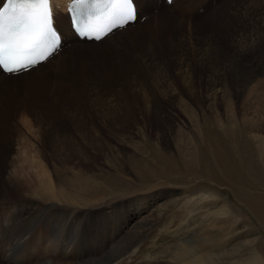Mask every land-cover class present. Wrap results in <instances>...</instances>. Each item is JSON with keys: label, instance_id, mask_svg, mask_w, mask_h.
<instances>
[{"label": "rangeland", "instance_id": "374dc122", "mask_svg": "<svg viewBox=\"0 0 264 264\" xmlns=\"http://www.w3.org/2000/svg\"><path fill=\"white\" fill-rule=\"evenodd\" d=\"M206 3L211 4L208 10L214 7L217 10L202 21L199 11ZM184 5H189L190 10L182 14ZM55 8L61 10L58 5ZM175 10L188 23L185 27L188 33L190 29L191 33L198 29L206 33L205 38L211 36L220 52V57L218 54L211 61L217 59L227 66L229 85H236L229 88V91L233 89L230 97L220 96L222 99L209 103L205 92L212 70L201 65L196 69L191 92L185 80L166 84L168 79L161 89L146 94V103L144 98H139L142 96L127 93L124 99L127 109L125 106L122 109L124 115L127 112L125 118L113 124L107 123L98 109L84 108L81 126L84 137L64 122L51 127V138L62 134L67 137V147L62 148V153L58 150L60 146L50 148L39 137L24 143L23 152L28 158L37 157V168L43 165L57 194L56 198L47 199L44 194L32 191L40 178L34 170L30 177L24 175L23 179L30 182L18 187L17 192L5 195L0 190V202L5 206L0 208L3 226L17 211H23L17 225L23 227L20 245L30 230L29 226L24 227L27 219L34 217L33 222L44 219L35 232L36 240L22 248L28 245L36 253L22 257L21 264H46V260H51L49 264H115L120 260L122 264H179L180 261V264H198L203 260L207 263L202 264H213L216 255L230 247L242 250V241L255 232L264 239V227L256 219L260 218L256 203L264 195L258 176L259 169L264 172L259 156V146L264 147V0H190L189 4L188 0H178ZM195 10L198 15L193 17ZM145 20L141 16L139 25ZM143 28L149 37V26ZM164 55L170 57L167 49ZM70 57L66 54L65 60ZM36 77L37 81L19 80L21 91L28 87L27 83L35 84L42 78L40 74ZM240 79L245 81L244 89ZM218 90L225 92L223 88ZM44 102L59 118L57 104L46 99ZM156 112L160 119L152 114ZM9 174L5 171L1 180L9 179ZM15 202L26 205L19 207L12 204ZM7 204L12 207H6ZM29 206L39 210L28 214L24 210ZM63 216L67 222L61 219ZM44 226L48 228L43 229ZM54 232L58 236L63 233L60 247L50 238ZM234 241L236 245L240 242L237 247ZM6 245L2 249H7ZM63 247L68 254L65 261L58 259ZM197 252L204 256L196 257ZM37 257L43 259L35 262ZM209 257L210 260L213 257L212 262H208Z\"/></svg>", "mask_w": 264, "mask_h": 264}, {"label": "bare ground", "instance_id": "6f19581e", "mask_svg": "<svg viewBox=\"0 0 264 264\" xmlns=\"http://www.w3.org/2000/svg\"><path fill=\"white\" fill-rule=\"evenodd\" d=\"M67 1L68 0H51L55 27L61 34L63 43V48L60 50V52H58L54 58L52 57L51 60H45L44 63H40L35 68H32L25 73L17 74L15 76H6L0 74V183H2L3 185V188L0 190H4L3 192H5V195H11L17 192L16 189L18 187L27 186L26 184L29 183L30 180L23 179L24 175H26L28 178L32 175L31 172L34 170L40 178L37 185H35L36 188H32V191L44 194L47 199L56 198L57 190L49 179V176L45 171L43 165H41V168H37V163L35 161L37 157L33 155L28 158L27 154L23 152V144L39 137V140L41 138L40 141L43 145L48 144L50 148H58V146H60L58 150L60 151V153H62V148L67 147V137L62 134L61 137L55 136L51 138V127L57 126L64 122L68 126H74L76 132L81 137H84L83 129L81 127L83 124V113L85 110L84 108L93 107L95 109H98L107 119V123L113 124L115 120L117 121L125 118L127 112L124 115L123 111L124 106L125 108L127 106L125 102L127 93L142 96L139 98H144L143 102L146 103L147 93L151 92V90L161 89L162 86L169 84L177 79L185 80V83L188 86V91L191 92L195 85L194 81L196 69H200L201 65L207 66V68L210 69V72L212 70V75L206 81L207 90L205 94L207 93L209 103L218 101V98L220 99L221 97L224 98V96H229L231 95L230 91H233V89L229 91V88L233 87L234 85H229L228 80H230L231 77L228 73V70L226 69L227 66H225L217 59H212L211 61L212 57L218 58V54L220 57V52L218 53V51L214 47V42L210 39L211 36L208 35L207 38H205L204 34L206 33H204L203 30L198 31L197 28V30L193 33H191L192 29L188 30L190 33L186 31L185 27L188 25V23H185V21L180 19V17H178V12L175 10L178 0H171L169 5H166L163 0H133V3L136 6L137 14L136 19L132 23L133 26L135 25L133 30L129 32L128 28L131 25H125L123 29L113 31L111 34L103 37L96 43L77 41L69 32L68 21L64 14V4ZM1 2L2 0H0V3ZM54 3L59 7H62V10H56V8H54ZM189 3L190 0H188V4ZM210 5V3H206L202 7H200L201 10L199 11V13L202 11V15H200V17L203 18L202 21L206 20L209 16H211L213 12L217 10V8L215 7L211 10H208ZM189 10L190 6L184 5L181 8L180 12H183L182 14H184V12L187 13ZM159 11L162 13L154 15ZM165 13L168 14L169 17L164 15ZM192 15L193 17L197 16V10H195ZM141 16H143L144 20H146L144 21V23L139 25L138 19ZM145 25L149 26V37H147V32L144 31L143 26ZM191 26L189 28H191ZM244 37L245 36H243L242 38ZM166 49L170 53L169 58L164 55V50ZM84 50H93L95 51V53L86 54V51L84 52ZM118 51L119 53H117ZM66 54L71 55V57L67 60H65ZM193 56H195L194 59ZM51 64L55 65L52 66ZM39 74L42 78H39L40 80L38 83H27L28 87H26V89L22 88L25 90L21 91V89L19 88L21 82H24L25 80H29L31 78L32 80L37 81L36 76H38ZM50 76H52L53 78H51ZM19 80L21 81L20 83L18 82ZM242 82L245 83V81H240L241 87L243 88L245 87V84ZM218 88L225 89L223 90L225 92L219 91ZM44 99H46L47 102L53 101L57 104V114L59 118H57L56 113L51 112L50 106L46 102H44ZM123 100L125 104H122ZM119 111H122L121 115L118 114ZM152 114L155 117H158L157 112ZM22 128H24V131L22 130ZM263 148L259 146L260 162L264 169ZM179 154L181 155L182 153ZM23 156L25 158L21 159ZM210 159L208 160L210 161ZM32 166L34 168H32ZM5 171L11 172V174H9V179H7L8 177H4L5 180L3 181L1 179L3 177L2 174ZM211 171L213 172L212 168ZM258 176L259 181L261 182L260 187H263L264 189V172L261 169H259L258 171ZM263 192L264 190L262 191V194ZM12 204H18L19 207H21L22 205H26V203L22 204L20 202H15ZM11 205L7 204L6 207L9 208ZM2 207L5 206L3 202H0V208ZM36 210H39V208L29 206L24 211L29 214V212H33ZM256 210L258 211V214L260 216V218L256 217L257 222L261 224L260 226L264 227V195L259 196V201L256 203ZM22 212L23 211L19 210L17 211V214L15 216H11L9 220L7 219V224L5 226H3L2 224L1 218L3 216L0 217V223L2 225V228H0V263L2 262V264H21L20 259L22 257L36 253V249L34 250V248L32 247H28V245L23 250L22 248L29 241L36 240L37 235H35V232L44 219L41 218L35 222H33L34 217L27 219L28 223H26L27 225L24 227L29 226L30 230L28 229V237H26L24 239V242H22L23 244L20 245V242L23 241H20L19 238L22 235L23 227H17V225L19 224V219L22 217ZM66 218L67 217L63 216L61 219L67 222ZM45 228L47 229L48 226L43 227V229ZM17 229L20 230V233H18L19 231L17 232ZM132 230L134 231V229ZM130 231H128V234ZM10 232L12 233L8 234ZM45 233H47V231ZM6 234L8 235L5 237ZM58 235H56V232H54V234L50 235V238L53 239L54 242H56L58 247H60V237L63 235V233L60 236ZM130 236L131 235H129L128 237ZM75 238H77V235L75 236ZM36 242H38V240ZM4 244H8V250L2 249V246ZM176 245L178 246V244ZM240 247L242 248V250L240 251H238L239 247L236 248L238 250L230 247L227 251H224L222 253L219 252V255L215 254L218 257L216 258V260H213V264H264V239H262L261 235L258 232H255V235L253 236L245 237V239L242 241V246ZM175 249H177V251H180V249H178L177 247ZM184 250H186V248ZM18 251H20V253H17ZM193 253L194 251H192V254ZM132 254L134 253H131V255ZM192 254L189 253V255H191L190 257H192ZM197 254L198 252L194 255L197 257L199 255ZM202 255L204 256V254ZM202 255L199 256L203 257ZM58 256V259L62 261H65V259L68 258L65 247L60 250ZM184 256L187 257V255H185V252ZM177 257H180V255H178ZM47 258L50 259L49 256ZM56 258L57 257H55L54 259ZM123 258L126 259V256H124ZM171 258L173 259L172 256ZM42 259V257H37L35 262L41 261ZM198 259L200 260L201 258L198 257ZM212 259L213 257L211 258V260L209 257L208 262H212ZM112 260H114V258ZM174 260L176 261V259ZM199 260L196 261L199 262ZM50 261L46 260L48 264L51 263ZM192 261L195 260L192 259ZM203 261L198 264H202ZM123 262H125V260ZM181 262L182 261H180V263ZM204 262L207 263V260H205ZM118 263L117 261L115 262V264ZM184 263L186 264V262Z\"/></svg>", "mask_w": 264, "mask_h": 264}, {"label": "snow or ice", "instance_id": "6c2138e0", "mask_svg": "<svg viewBox=\"0 0 264 264\" xmlns=\"http://www.w3.org/2000/svg\"><path fill=\"white\" fill-rule=\"evenodd\" d=\"M78 3H85L86 0H77ZM98 3H118L123 5H132L133 0H97ZM134 15V8L129 14L128 19ZM6 18L12 23L9 25L10 29H19L20 27H34L39 25L38 37L43 39H50L52 44L58 47L59 37L52 27V9L50 0H6L3 8H0V67L5 71L15 72L25 70L32 65H21L20 68H8L5 65V45L4 32ZM76 21H74V26ZM82 35H87L81 28L77 29ZM96 39L101 37L97 36ZM31 47V46H30ZM18 49L14 44L9 45L8 57L11 59L17 53Z\"/></svg>", "mask_w": 264, "mask_h": 264}]
</instances>
